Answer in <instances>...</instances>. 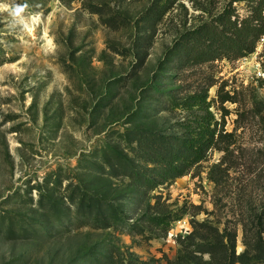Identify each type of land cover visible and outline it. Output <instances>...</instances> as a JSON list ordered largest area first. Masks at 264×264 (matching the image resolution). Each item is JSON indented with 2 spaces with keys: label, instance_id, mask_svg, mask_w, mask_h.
<instances>
[{
  "label": "rangeland",
  "instance_id": "rangeland-1",
  "mask_svg": "<svg viewBox=\"0 0 264 264\" xmlns=\"http://www.w3.org/2000/svg\"><path fill=\"white\" fill-rule=\"evenodd\" d=\"M15 2L29 5V23L32 15L40 22L26 32L0 13V264H105L109 256L117 264H175L192 219L235 230L241 253L242 225L251 229L264 208V36L245 58L190 67L174 56L175 45L229 0H168L166 9L163 0ZM234 6L247 13L245 4ZM202 88L235 134L237 167L217 185L209 172L223 154L211 151L187 175L148 192L143 208L132 205L141 191L121 174L144 163L123 135L178 133L183 114L162 111L159 101ZM219 89L236 100L224 112ZM82 194L121 209L124 223L103 227L78 213ZM146 214L179 217L164 230L144 225ZM136 223L140 231L129 233Z\"/></svg>",
  "mask_w": 264,
  "mask_h": 264
},
{
  "label": "trees",
  "instance_id": "trees-1",
  "mask_svg": "<svg viewBox=\"0 0 264 264\" xmlns=\"http://www.w3.org/2000/svg\"><path fill=\"white\" fill-rule=\"evenodd\" d=\"M235 3L245 4L247 13L241 15ZM168 0H163L166 9ZM264 36V0H229L222 12L209 16L199 26L185 33L183 40L173 49L174 56L181 58L183 66H200L216 60H237L245 58L256 51ZM264 73V58L261 62ZM210 83L208 87H211ZM217 102L219 110H225V103H236L234 97L219 89ZM164 105L162 111H180L183 118L177 123L178 133L155 132L149 129H130L123 135L130 145V155L143 157L142 170L130 163L123 169V174L141 191L139 198L132 205L143 208L147 193L162 184H171L177 178L187 175L192 169L208 159L211 151L222 153L221 160L210 168V179L217 185L225 182L229 172L238 165V157L232 146L236 143L235 134L226 132L225 116L218 120L212 108L214 101L209 100L207 89L183 96L168 97L160 100ZM252 110V115L262 112ZM250 114V113H248ZM247 113H239L246 118ZM143 155V156H142ZM127 158V156H126ZM118 170V169H117ZM112 172V175H119ZM75 205V201H73ZM78 213L94 217L111 227L116 222L124 223L126 216L121 209L106 205L102 200L82 194L76 204ZM150 205L147 204V208ZM115 217L118 220H115ZM174 217L146 214L142 218L144 225L149 224L168 230ZM115 221V222H114ZM253 229L242 225L244 250L237 253V232L220 228L211 220L190 222L191 232L177 240L179 251L175 264H264V208L251 221ZM129 233L138 231L142 226L134 224ZM133 228H138L134 230ZM140 231V230H139ZM142 231V230H141ZM93 263L91 264H94ZM105 264H117L113 257L104 260ZM118 264H124L121 261Z\"/></svg>",
  "mask_w": 264,
  "mask_h": 264
},
{
  "label": "clouds",
  "instance_id": "clouds-1",
  "mask_svg": "<svg viewBox=\"0 0 264 264\" xmlns=\"http://www.w3.org/2000/svg\"><path fill=\"white\" fill-rule=\"evenodd\" d=\"M29 5L27 3H16L15 0H0V13H7V17L11 18L10 27L15 28L17 25L22 26V30L31 32L34 30L39 20V15H32L29 17L31 23L25 18Z\"/></svg>",
  "mask_w": 264,
  "mask_h": 264
}]
</instances>
